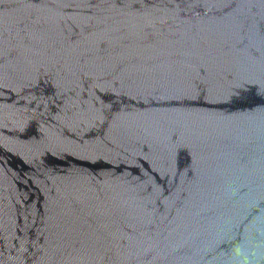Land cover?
Wrapping results in <instances>:
<instances>
[{
	"label": "water",
	"instance_id": "95a60500",
	"mask_svg": "<svg viewBox=\"0 0 264 264\" xmlns=\"http://www.w3.org/2000/svg\"><path fill=\"white\" fill-rule=\"evenodd\" d=\"M0 264H264V0H0Z\"/></svg>",
	"mask_w": 264,
	"mask_h": 264
}]
</instances>
